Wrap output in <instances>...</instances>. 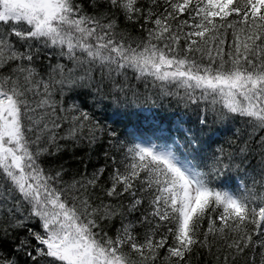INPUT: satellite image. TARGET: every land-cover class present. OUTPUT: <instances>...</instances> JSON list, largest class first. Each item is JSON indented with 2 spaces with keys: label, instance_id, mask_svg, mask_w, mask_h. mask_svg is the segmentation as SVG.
Masks as SVG:
<instances>
[{
  "label": "snow or ice",
  "instance_id": "6c2138e0",
  "mask_svg": "<svg viewBox=\"0 0 264 264\" xmlns=\"http://www.w3.org/2000/svg\"><path fill=\"white\" fill-rule=\"evenodd\" d=\"M127 69L183 89L164 94L185 106L246 118L251 132L205 172L63 106L65 92L123 93L113 74ZM261 133L264 0H0V264H264ZM105 135L106 162L88 176L65 183L62 165L41 164L59 140L93 149ZM234 167L251 169V187L214 185Z\"/></svg>",
  "mask_w": 264,
  "mask_h": 264
},
{
  "label": "trees",
  "instance_id": "16d2710c",
  "mask_svg": "<svg viewBox=\"0 0 264 264\" xmlns=\"http://www.w3.org/2000/svg\"><path fill=\"white\" fill-rule=\"evenodd\" d=\"M124 30L135 40L141 38L138 27L129 25ZM62 62L69 63L67 60ZM47 63V61H41V64L45 66ZM39 70L41 69L38 68ZM94 75L99 77L98 70ZM113 76L119 85L124 86L123 93L108 89L101 99L94 91L80 90L84 93L82 95L76 92H65L63 106L69 108L76 103L105 127L114 129L117 132L115 139L124 144L139 143L171 147L179 159L187 158L197 166V170L211 172L212 154H219L220 148H223L226 153L234 151L237 144L247 138L251 132L246 118L232 114L218 118L211 105L201 103L199 106H185L184 102L174 94L172 96L164 94L171 89L173 93L179 91L182 96L183 89L177 90L171 85L161 88L159 82H155L151 77L138 78L131 69L124 70L118 75L114 73ZM108 92H111V95H108ZM117 96H119V103H116ZM56 98L58 100L61 98L59 92L56 93ZM215 107L217 110L220 109L219 105ZM202 116L207 119V126H201L198 123ZM68 129L69 125L64 123L62 129H58L57 132L60 136H66ZM107 139L105 135L104 144H98L93 149H90L86 142L80 143L71 139L59 140L61 151L56 156H42L41 164L46 170L62 165L65 183L71 182L73 178L80 179L82 174L88 176L97 167L105 164L102 153L108 147ZM228 176L231 179L226 180L225 177ZM242 183L252 186L251 169L246 175L244 170L234 167L224 177L214 180L215 186L227 184L232 190H235V185ZM262 191L264 189L257 186L256 192ZM33 226L38 229V222L33 221ZM108 231L110 235L113 234L111 229ZM11 244L12 241H8L3 246V251H10ZM18 258L19 264H24L25 257L19 255ZM192 264H203V258L193 259Z\"/></svg>",
  "mask_w": 264,
  "mask_h": 264
},
{
  "label": "rangeland",
  "instance_id": "374dc122",
  "mask_svg": "<svg viewBox=\"0 0 264 264\" xmlns=\"http://www.w3.org/2000/svg\"><path fill=\"white\" fill-rule=\"evenodd\" d=\"M144 146H148V145H144ZM158 148H167V147H159V146H158Z\"/></svg>",
  "mask_w": 264,
  "mask_h": 264
}]
</instances>
